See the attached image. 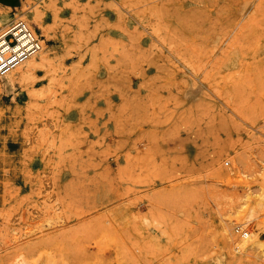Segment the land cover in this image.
Segmentation results:
<instances>
[{"label":"rangeland","instance_id":"1","mask_svg":"<svg viewBox=\"0 0 264 264\" xmlns=\"http://www.w3.org/2000/svg\"><path fill=\"white\" fill-rule=\"evenodd\" d=\"M0 11L43 47L0 77V264H264V0Z\"/></svg>","mask_w":264,"mask_h":264},{"label":"built area","instance_id":"2","mask_svg":"<svg viewBox=\"0 0 264 264\" xmlns=\"http://www.w3.org/2000/svg\"><path fill=\"white\" fill-rule=\"evenodd\" d=\"M40 46L41 37L21 15L0 22V77L23 64ZM235 231L241 237L248 235V230L238 225Z\"/></svg>","mask_w":264,"mask_h":264},{"label":"bare ground","instance_id":"3","mask_svg":"<svg viewBox=\"0 0 264 264\" xmlns=\"http://www.w3.org/2000/svg\"><path fill=\"white\" fill-rule=\"evenodd\" d=\"M46 6V5H45ZM3 18V14H2V12L0 11V22H3V21H5L6 20V18L5 19H3V20H1ZM155 32V31H154ZM168 46H169V44H168ZM42 49H43V47H41L40 46V48L38 49V51L34 54V55H32L28 60H26L24 63L26 64V68H24L25 70L24 71H22L21 72V74H20V77H23V76H25V75H27V74H29V73H31L32 71H33V66H34V62H35V60H36V58H32L33 56H35V55H37V54H39V52H41L42 51ZM38 58H39V55H38ZM38 60V59H37ZM44 62H46V61H44ZM23 63V64H24ZM23 64H21V65H23ZM20 65V66H21ZM19 66V67H20ZM14 70V69H13ZM9 74V73H8ZM7 74V75H8ZM31 76V75H30ZM19 77V78H20ZM33 78V77H32ZM7 80V79H6ZM31 80V79H30ZM20 81H21V78H20ZM25 81V80H24ZM23 81V82H24ZM11 84V83H10ZM12 85V84H11ZM11 87V86H10ZM12 88V87H11ZM13 93V92H12ZM224 231H225V233L226 234H230V236H231V233L229 232V227H224ZM256 238H257V235L256 234H254V233H251L250 235L248 234L245 238H242V239H240V241H238V243H236V246L235 247H238L239 248V250L241 249V248H246L247 246H249L250 244H252V243H257V240H256ZM237 240V239H236ZM237 248V249H238ZM263 255H264V251H263Z\"/></svg>","mask_w":264,"mask_h":264},{"label":"crops","instance_id":"4","mask_svg":"<svg viewBox=\"0 0 264 264\" xmlns=\"http://www.w3.org/2000/svg\"><path fill=\"white\" fill-rule=\"evenodd\" d=\"M21 5V0H0V7L3 8H18Z\"/></svg>","mask_w":264,"mask_h":264}]
</instances>
